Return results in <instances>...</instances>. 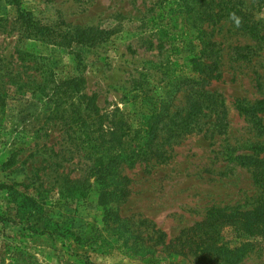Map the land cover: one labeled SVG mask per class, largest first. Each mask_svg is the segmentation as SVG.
Instances as JSON below:
<instances>
[{
	"label": "rangeland",
	"instance_id": "1",
	"mask_svg": "<svg viewBox=\"0 0 264 264\" xmlns=\"http://www.w3.org/2000/svg\"><path fill=\"white\" fill-rule=\"evenodd\" d=\"M243 1L264 35V0ZM207 2L22 0L43 25L106 32L94 45L61 48L23 39L16 8L0 0V17L9 20L0 31V264H196L167 253L160 234L169 244L213 208H252L259 195L252 172L231 156L261 141L238 105L264 100V42L231 21L209 22L200 9ZM209 41L220 78L205 83L195 61L205 62ZM190 84L219 96L222 130L215 133L216 116L202 118L204 129L166 146L164 163L124 168L126 202H102L95 160L107 153L79 121L81 96H96L103 114L119 111L145 131L155 113L165 125L182 121ZM223 236L231 247L252 240L232 227ZM259 250L242 264H264Z\"/></svg>",
	"mask_w": 264,
	"mask_h": 264
},
{
	"label": "trees",
	"instance_id": "2",
	"mask_svg": "<svg viewBox=\"0 0 264 264\" xmlns=\"http://www.w3.org/2000/svg\"><path fill=\"white\" fill-rule=\"evenodd\" d=\"M208 0L207 6L200 7L203 15L213 23L228 20L236 23L243 33L258 45L264 42L263 29L259 22L254 21L252 14L245 8L243 0ZM10 6L17 10V18L14 25L20 27L23 39H34L43 43H49L61 48H72L75 45H94L104 41L106 32L95 29H79L77 32H68L56 26H46L39 22L32 13L23 9L22 0H8ZM9 20L0 17V31L7 33ZM207 58L196 60L199 71L203 70L204 82L211 83L220 78L219 62L209 56L213 52L215 43H206ZM205 46V44H204ZM251 50L252 48H248ZM208 84H190L187 93V115L181 122V117L170 119L168 125H173L170 135L164 133L166 120L161 114H153L149 119L148 129L145 131L135 127L119 111L112 114H103L97 104V97L81 96L83 106L79 108L78 117L84 128L92 129L93 142L98 153H107L96 158L97 176L105 180L102 184V202L108 197H117L121 202H126L130 196L131 181L124 174V168L132 169L138 164L164 163L167 161L168 151L166 146L175 139H181L185 134L204 129L202 118L216 116L214 124L215 133L221 131L227 121V112L219 96L209 91H204ZM1 99V98H0ZM1 100H4L3 98ZM240 113L251 118L260 138V142L248 144L241 148L243 154L231 156V161L241 168H247L252 172L254 183L259 190V195L252 208H234L231 212L225 209L213 208L206 218L185 229L180 236L166 244V235L160 234L161 245L167 253L191 258L196 264H242L249 255L264 248V126L260 115L264 114V100L254 106L246 107L238 105ZM163 124L161 127L160 125ZM185 127V129H184ZM178 129V130H177ZM214 135V133H213ZM117 184H110L112 180ZM227 227L241 238L249 237L235 247L224 243V232Z\"/></svg>",
	"mask_w": 264,
	"mask_h": 264
}]
</instances>
